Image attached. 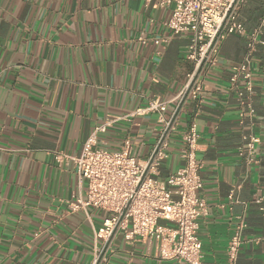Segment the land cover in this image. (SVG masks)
<instances>
[{
  "label": "crops",
  "instance_id": "crops-1",
  "mask_svg": "<svg viewBox=\"0 0 264 264\" xmlns=\"http://www.w3.org/2000/svg\"><path fill=\"white\" fill-rule=\"evenodd\" d=\"M239 17L248 33L261 29L252 57L254 125L241 126L242 107L229 89L248 51V39L232 35L205 79L202 107L187 100L178 113L156 177L166 184L185 165L184 135L196 124L198 196L208 206L199 219L203 264H227L242 220L238 264H264V203L254 202L264 194V0H245ZM169 18L170 10L143 0H0V264H186L123 232L97 259L104 246L97 234L112 214L75 208L86 182L72 161L56 160L79 156L112 119L97 148L118 152L128 141L134 158L149 160L193 70L191 35L170 36ZM165 36L164 49L152 42ZM155 99L168 103L164 113H137ZM247 132L261 139L252 165L238 155Z\"/></svg>",
  "mask_w": 264,
  "mask_h": 264
},
{
  "label": "built area",
  "instance_id": "built-area-1",
  "mask_svg": "<svg viewBox=\"0 0 264 264\" xmlns=\"http://www.w3.org/2000/svg\"><path fill=\"white\" fill-rule=\"evenodd\" d=\"M146 7L156 3L161 9L170 10L165 23L170 36L191 35L187 59L193 70L187 83L174 99L177 107L170 121L165 122L162 133L149 160L145 163L134 158L130 142H125L118 152L97 148L98 135L105 133L116 120H109L98 127L85 143L82 153L72 157L58 154L59 163L72 161L80 180L86 182V198L79 196L75 208H95L112 214L105 220L103 229L97 234L104 246L97 259L107 251L111 240L123 232L128 242L137 238L148 243L155 242L162 259H171L186 264H203L202 242L200 241L199 219L207 215L208 206L198 196L203 188L200 175L202 165L198 161L200 150L199 133L192 124L184 135L181 158L185 165L166 184L156 177L162 162L168 158L169 134L175 129V121L183 104L193 100L198 108L204 104V82L210 71L219 62L222 43L232 35L248 39V51L243 62L233 67L229 78V89L242 107L240 124L248 119L254 125L256 112L252 106L255 94L253 85L252 57L261 44V29L248 33L239 17L245 0H143ZM264 27V19L262 20ZM170 36L155 38L152 42L164 49ZM143 44L147 41L140 39ZM168 103L155 99L138 114L158 113L167 110ZM261 139L253 133H243L238 155L246 164L257 163L256 150ZM229 199L234 200L233 194ZM257 205L264 203V194L257 195ZM165 220L172 224H160ZM242 220L236 227L227 250V264H238L243 244Z\"/></svg>",
  "mask_w": 264,
  "mask_h": 264
}]
</instances>
